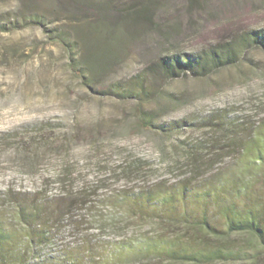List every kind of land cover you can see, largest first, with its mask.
<instances>
[{
    "label": "rangeland",
    "instance_id": "obj_1",
    "mask_svg": "<svg viewBox=\"0 0 264 264\" xmlns=\"http://www.w3.org/2000/svg\"><path fill=\"white\" fill-rule=\"evenodd\" d=\"M32 17L40 22L2 28ZM263 29L264 0H0V202L20 191L58 194L64 170L77 190L144 184L124 177L130 162L149 170L146 184L197 183L230 169L242 154L234 139L254 136L264 120L263 45L209 76L162 82L164 95L145 107L156 125H180L172 133L144 128L138 101L108 88L162 56ZM52 33L68 39L85 78ZM217 264H264V251Z\"/></svg>",
    "mask_w": 264,
    "mask_h": 264
},
{
    "label": "trees",
    "instance_id": "obj_2",
    "mask_svg": "<svg viewBox=\"0 0 264 264\" xmlns=\"http://www.w3.org/2000/svg\"><path fill=\"white\" fill-rule=\"evenodd\" d=\"M23 21H10L2 28L40 22L37 17ZM51 36L64 46L75 72L85 78L65 35ZM260 44L264 46V29L194 54L162 56L126 84L108 90L138 101L144 128L172 133L180 125H156L153 111L145 107L164 95V83L187 74L209 76L236 65L247 49ZM254 134L234 139L242 149L239 161L208 181L146 184L149 170L130 162L123 166L124 177L144 184L74 190L73 172L64 170L60 181L65 187L58 194H12L0 202V264L255 261L264 251V120ZM99 188L107 189L99 192ZM238 233H247L249 239L237 242Z\"/></svg>",
    "mask_w": 264,
    "mask_h": 264
}]
</instances>
